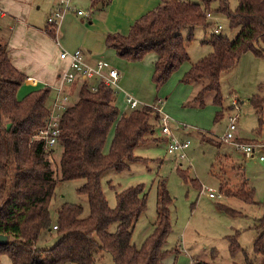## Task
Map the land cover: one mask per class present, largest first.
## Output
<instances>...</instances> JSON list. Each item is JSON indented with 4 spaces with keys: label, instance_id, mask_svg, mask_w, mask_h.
Here are the masks:
<instances>
[{
    "label": "trees",
    "instance_id": "1",
    "mask_svg": "<svg viewBox=\"0 0 264 264\" xmlns=\"http://www.w3.org/2000/svg\"><path fill=\"white\" fill-rule=\"evenodd\" d=\"M208 14L225 17L228 28L238 33L233 40L212 33L204 41L211 46V53L192 63L181 82L197 86L207 81L193 94V105H203L208 93H214L213 102L220 104L221 74L232 69L247 52L264 55V0H238L233 10L228 0H160V5L136 20L127 34L108 33L105 47L126 62H141L153 53L152 82L159 91L176 70L190 61L181 30H188L189 42L195 28L211 25ZM24 80L25 76L11 64L6 46L0 44V235L8 236L7 243L0 244V257L5 256L10 264H95L96 254L107 253L113 264H164L174 252L164 249L171 233V198L164 184L158 187L151 232L137 249L132 234L146 209L143 187L116 192L111 209L100 183L106 171L122 172L137 162L140 158L134 156L136 147L156 142L158 112L152 106L121 111L112 87L98 82L96 91H92L85 82L78 99L69 101L61 113L56 146L48 151L37 135L50 115L45 103L51 89L46 86L18 99ZM250 104L260 114L264 98L254 96ZM259 122L261 128V118ZM110 133L112 138L105 151ZM55 149L61 151L52 165L50 153ZM181 178L186 181L185 173ZM76 179L83 180L77 191L86 195L89 213L83 216V207L66 202L53 221L50 205L57 181ZM220 192L226 198L258 204L245 177L234 187L222 182ZM217 207L230 218L240 216L222 203ZM112 224H116L113 232L109 230ZM256 231L253 257L234 236L227 237L232 258L241 253L244 264H257L258 257V264H264V216L257 220ZM52 233L55 240L51 247L37 246L43 234ZM191 264L208 263L195 260Z\"/></svg>",
    "mask_w": 264,
    "mask_h": 264
},
{
    "label": "rangeland",
    "instance_id": "2",
    "mask_svg": "<svg viewBox=\"0 0 264 264\" xmlns=\"http://www.w3.org/2000/svg\"><path fill=\"white\" fill-rule=\"evenodd\" d=\"M228 3L233 10L237 7L238 0H228ZM215 6L216 3L212 5L213 8ZM209 21L211 25L208 27L194 29L189 42L188 30H181L182 38L187 43L190 61L176 70L159 91L155 90L152 76L144 72L153 68L152 60L148 57L151 56L154 60L155 55L149 53L142 61L144 76L141 84L145 89V95L147 94L149 98L153 96L155 103L159 99L164 100V96L169 99L166 109H171L169 110L171 115L162 111L171 119L170 128L174 136L180 140H190L191 144L186 150L187 158L181 161L178 156L167 154L166 141L156 136V142H147L135 148L134 156L140 159L131 163L127 170L122 172L108 170L100 180L102 191L111 209L115 206L116 192L137 185L143 187L146 209L136 221L132 234V243L137 249L141 248L151 232L155 221L158 187L161 183L164 184L171 198L169 208L171 233L164 249L174 250L173 254L165 259L164 264H189L195 260L208 264H244L241 253L233 258L230 256L227 237L234 236L239 246L249 257H253L252 246L257 235V220L264 216V160H259L261 149L256 148L253 155L246 158L233 143L221 140L227 132L228 118L238 114L237 129L233 132L234 139L254 145L264 144V108L259 114L250 104V99L254 96L264 98V55L258 57L252 52H247L232 69L221 74L220 104L213 102L214 93H208L204 97L203 105H193L190 103L193 94H196L198 88L207 81L202 80L197 86L181 82L184 69L211 53V46L204 41L208 40L212 33L226 35L229 40H233L238 33L237 29L228 28L225 17L221 15H211ZM93 82L92 79L87 80L88 84ZM79 89L80 85H77L69 100L70 103L78 99ZM52 95L53 93L49 94L45 103L49 110H52ZM233 101L238 103V110L233 108ZM120 110L125 111L121 105ZM260 118L263 121L261 128ZM111 138L110 133L105 151L109 148ZM54 151L50 153L52 165L61 150ZM181 173L187 176L186 181L181 178ZM244 177L253 187L254 198L258 204L249 205L236 198L224 196L210 199L206 194L207 188L219 193L222 182L228 183L230 187L237 186L242 183ZM82 184L81 179L57 181L55 196L50 205L53 221L56 220L59 207L66 202L83 207V216H87L88 199L86 195L77 191ZM218 203L238 211L240 216L228 217L218 209ZM115 227L116 224H112L109 230L113 232ZM54 240L53 233L43 234L37 246L51 247ZM257 262H260V257L257 258ZM0 264H9V261L5 256H1ZM95 264L113 262L107 253H98L95 255Z\"/></svg>",
    "mask_w": 264,
    "mask_h": 264
},
{
    "label": "crops",
    "instance_id": "3",
    "mask_svg": "<svg viewBox=\"0 0 264 264\" xmlns=\"http://www.w3.org/2000/svg\"><path fill=\"white\" fill-rule=\"evenodd\" d=\"M70 5L85 11L87 16L67 13L55 34L48 30L47 25V17L57 7L55 0H0V44L6 46L13 67L25 76L17 98L47 86L54 99L56 93L52 88L61 84V76L68 68V61L58 59L59 48H62L68 52L82 51L85 62L90 66H94L97 60H103L118 69L122 75L120 86L123 93L138 100L140 107L156 106L155 98L145 95L141 84L144 59L141 62L120 60L113 50L105 47V36L108 33L127 34L136 20L160 5V0H70ZM148 58L154 65L155 57L154 60L151 56ZM144 72L152 76L153 68ZM27 78L34 81H27ZM83 80L64 86L70 98L77 85L87 82ZM122 92L117 94V102L124 109H129ZM163 98L161 110L171 115V109H166L169 99ZM157 133L158 130L155 137L161 138Z\"/></svg>",
    "mask_w": 264,
    "mask_h": 264
},
{
    "label": "built area",
    "instance_id": "4",
    "mask_svg": "<svg viewBox=\"0 0 264 264\" xmlns=\"http://www.w3.org/2000/svg\"><path fill=\"white\" fill-rule=\"evenodd\" d=\"M55 1L57 3V7L47 17L48 30L52 33L56 34L58 25L67 13H75L77 16H87L85 11L74 9L70 5V0ZM207 17H210V15L208 14ZM58 59L61 62L68 61V68L61 76V84L58 87H55L56 95L53 99L52 110H49L50 115L48 120L44 128H42L37 135V139L43 141L44 148L48 151L56 146L57 136L59 134L58 122L61 113L67 108L69 103L70 95L66 93L64 88L65 85H72L77 82L78 79H84L85 81L92 79L94 82L89 84L92 91H96V83L101 82L106 86L112 87L115 90L116 95L119 92H122L120 86V80L122 77L121 73L118 69L111 67L103 60H97L94 66H90L85 62L82 51L75 50L73 52H68L62 48H59ZM27 81H34V79L27 78ZM123 96L124 102L129 109L133 110L140 107L139 101L131 95L123 93ZM161 105H163V102L159 99L156 101V106H152L159 114L158 130L160 137L166 141L167 154L176 155L178 156V159L182 161L187 158L186 150L191 144L190 140H180L174 136L172 129L170 128L171 119L161 110ZM232 106L235 110H238V103L236 101L232 102ZM238 118V114L231 115L228 118L227 132L221 140L233 143L237 150L243 153L246 158L251 157L256 148H260L262 154L259 156V160L263 161L264 144L254 145L250 143L238 142L237 139H234L233 132L237 129ZM205 191L210 199H219L223 197L221 192L216 193V191L212 188H207Z\"/></svg>",
    "mask_w": 264,
    "mask_h": 264
},
{
    "label": "water",
    "instance_id": "5",
    "mask_svg": "<svg viewBox=\"0 0 264 264\" xmlns=\"http://www.w3.org/2000/svg\"><path fill=\"white\" fill-rule=\"evenodd\" d=\"M8 241L7 235H0V244H6Z\"/></svg>",
    "mask_w": 264,
    "mask_h": 264
}]
</instances>
